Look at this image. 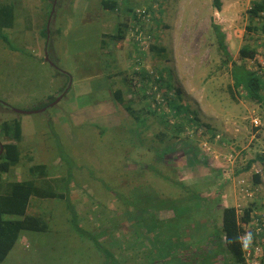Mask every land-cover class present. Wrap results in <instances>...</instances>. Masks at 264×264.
Returning a JSON list of instances; mask_svg holds the SVG:
<instances>
[{
  "label": "rangeland",
  "instance_id": "rangeland-1",
  "mask_svg": "<svg viewBox=\"0 0 264 264\" xmlns=\"http://www.w3.org/2000/svg\"><path fill=\"white\" fill-rule=\"evenodd\" d=\"M100 1L57 0L50 16L53 0H0L14 7L12 27L0 39V103L35 111L18 114L0 104V124L18 120L22 129L19 162L0 177L7 183L29 180V169L38 164L48 168L50 179L70 171V202L80 226H116L118 247L111 250L119 262L206 264L213 244L204 237L219 230L223 205L241 212L249 206L264 209L258 161L264 154V106L235 88L231 75L232 62L248 70L252 66L251 60L239 58L243 47L255 48L257 62L264 61V30L248 14L256 0H224L220 12L211 0H162L153 11V0H117L114 12L102 10ZM140 8L150 14L136 21ZM123 23L126 30L138 26L145 45L110 38ZM220 38L229 57L219 47ZM141 67L150 84L134 75ZM162 80L180 91V101L193 112L189 117L197 118L182 131L175 129L179 121L167 107ZM116 91L142 121L134 130L124 105L113 102ZM148 107L156 113H148ZM164 112L169 116L163 117ZM252 116L261 120L260 128L252 126ZM122 123L133 140L126 149ZM97 125L104 126L101 141L95 136ZM46 132L66 148L63 155ZM176 136L183 141L168 155H155V148L174 143ZM204 142L211 153L204 151ZM6 143L0 135V144ZM89 168L105 176L110 194L126 190L127 203L139 214L123 219L120 203L99 189L96 179L76 188L74 179L86 176ZM256 173L259 184L253 180ZM65 191L64 184L58 188ZM31 202L27 211L46 218L47 231L22 232L0 264H98V253L84 247L91 246L69 226L64 199ZM139 241L146 247H139ZM257 244L262 257L255 261L263 264L264 233ZM223 258L224 252L209 262L223 264Z\"/></svg>",
  "mask_w": 264,
  "mask_h": 264
},
{
  "label": "trees",
  "instance_id": "trees-1",
  "mask_svg": "<svg viewBox=\"0 0 264 264\" xmlns=\"http://www.w3.org/2000/svg\"><path fill=\"white\" fill-rule=\"evenodd\" d=\"M224 0H211V5L214 10L217 12L221 11L222 3ZM6 3L0 4V39L3 35L4 29L11 28L13 24L14 18V7L12 5L3 6ZM100 8L104 11L114 12L118 9V2L117 0H101ZM248 14L252 22L256 18H261L262 14H264V0H256L252 3L251 8L248 10ZM217 28L216 26H213ZM264 30V26H261ZM126 24H119L117 26L116 32L110 36L113 40L122 41L126 35ZM45 33V32H44ZM45 36V35H44ZM3 39L4 36H3ZM219 47L223 49L224 54L229 57L227 53V48L224 46L221 38L218 41ZM256 55L255 48L251 47H243L239 52L240 59H253ZM138 72L134 71V75L141 76L146 81L148 79V72L141 67L135 69ZM231 75L233 80V85L237 89H241L244 91L246 98L264 106V81L255 73L248 70L242 65H237L236 62H232L231 64ZM144 86V85H143ZM159 87H164L165 92L163 93V97L166 101L167 107L169 110L172 111V118L177 122L175 123V129L179 131L183 130L185 123H192L197 122V118H191L190 113V106L186 103H182L180 101V91L174 90L172 86H170L167 82L161 81L159 83ZM169 90V91H168ZM173 92V94H172ZM65 93V90L62 91ZM147 94L151 95L152 92H148ZM156 96V94L154 95ZM113 102H117L119 104L124 105V110L128 114L129 117L133 119V124L131 125L132 130L139 123H142L141 119L139 118L138 114L129 104H124V99L122 93L120 91H116L113 94ZM52 99L51 102H53ZM1 104V103H0ZM6 107L10 108L7 104ZM43 108L47 109L48 104L42 106ZM148 113L155 114L156 111L148 107ZM11 109V108H10ZM169 114L167 112L163 113V117H168ZM124 127L123 132L124 136H126L125 142V149L128 145H133V140L131 136L128 134V126L127 124L121 125ZM97 129L95 131V136L97 139L103 140V131L102 129L104 126H96ZM131 131V129H130ZM0 135L4 136L8 139V143L3 144V152L0 156V174L7 173L11 167H14L19 162V151L17 147V143L21 140L22 137V129L21 124L18 120H13L11 122H3L0 124ZM46 138L52 137L53 147L60 148V155H63V148L66 150L65 147L58 146L54 142V137L48 132L45 133ZM180 140V141H179ZM183 141V140H182ZM181 139L176 136L175 142H164V145L156 149L155 155L159 156H166L172 151L173 145L176 143L180 144ZM163 142V141H161ZM180 142V143H179ZM123 148V149H124ZM125 152V151H124ZM123 152V153H124ZM191 151H188V155ZM258 161L262 165V172L264 173V154L258 156ZM64 167H66L64 165ZM250 168V164L247 166L246 169ZM68 169V168H67ZM66 169V171H67ZM64 171V169L62 168ZM29 175L32 177L29 180L19 181V182H5L0 177V263H2L12 248L15 246L17 241L19 240L20 234L25 231H33V232H46L47 231V219H43L40 216H37L36 212L34 214L28 212V208L31 201H42L45 199L49 200H62L64 199L66 209L69 215V226L74 231L75 236L85 242L90 244V248L86 246L90 251L94 249L95 252L98 253V264H123V262H119L116 255L112 252V247H118V239L116 235V226H109L101 225L99 228L96 226H88L87 228L80 226L79 224V216L75 209L73 203L70 202V195H71V188H69V183L72 178H74L73 173L71 174L70 171L65 172V175L60 172V177L56 179H50L48 168L45 165L38 164L33 166L29 169ZM87 175L82 176L80 179H74L75 187L79 188L82 184H86L90 181L96 179V183L99 189H102L108 194L110 198L114 200V203H120L122 206L121 213L123 219L132 220L134 215H138L135 209L129 206L126 200H128L129 195L127 194L126 190H120L117 188V193L110 194V187L109 190L105 184L104 178H99L96 176L95 172L92 169H88ZM59 174V173H58ZM75 175V172H74ZM49 178V179H48ZM38 180V181H37ZM165 180L168 182L169 179L166 177ZM254 183H260V174L256 173L253 177ZM64 184V187L67 191L65 193L58 192V188ZM178 183H172L173 186H176ZM139 186V184L135 185ZM58 192V193H57ZM112 196V197H111ZM41 214H44L45 207L42 205L40 208ZM100 210V209H99ZM91 212V210H90ZM133 212V213H132ZM93 213V212H92ZM241 216H239V214ZM7 217L16 216V220H7ZM20 218V219H18ZM256 220V226L261 227V233L258 234L257 238H261V234L264 233V209L258 208L254 209L252 206L245 208L242 212L237 210L234 207H224L221 210V224L219 230L214 229L212 235H208L204 237L206 243H212L213 248L208 251L210 254L209 257H204L206 264H210L209 260L214 258V256L218 255L219 253L222 254L224 252L225 257L223 258V264H246L245 263V255L243 252L241 237L244 233L248 232L246 229H249L251 235L255 236V224H252L253 221ZM146 232V231H144ZM138 231H135V235ZM148 235L146 234V238ZM203 238V237H202ZM113 241L112 246H109V242ZM198 240V239H197ZM139 247L143 245L142 242L139 241ZM146 247V245H143ZM202 256V255H201ZM149 255H146V259L149 258Z\"/></svg>",
  "mask_w": 264,
  "mask_h": 264
},
{
  "label": "built area",
  "instance_id": "built-area-1",
  "mask_svg": "<svg viewBox=\"0 0 264 264\" xmlns=\"http://www.w3.org/2000/svg\"><path fill=\"white\" fill-rule=\"evenodd\" d=\"M153 2H154L153 8L151 11L158 10L160 6L159 4L160 2L162 3V0H153ZM149 14H150L149 11H147L145 8H140L136 10V17L138 18L136 21H140V20H144L145 18H148ZM261 16H262L261 18L259 19L257 18V20L256 19L255 20L256 22H258V24L264 26V14H262ZM129 28L130 29L126 31L127 34L125 35V39L133 41V43H135V45L138 47L145 45L144 43L146 37L144 35V32H142V30H140L138 26L132 25ZM249 60H251L250 62L252 64V66L249 67V70L255 73L256 75H258L264 81V61L257 62L255 57ZM250 122L254 128H260L262 126V122L257 116H252L250 118ZM203 148L204 151L211 153V149H210L211 147L208 146L207 142H204ZM226 159L230 161L232 159V154H230V156H226ZM256 223H257L256 220H254L252 223L255 224V230H254L255 236L251 235L250 232H246L241 237L242 247L244 246L246 248V252H245V249L243 247L245 252L244 253L245 258H247L252 264H259V262H256L255 259L257 257H262L261 248L257 244L258 242L257 236L259 233H261V227L256 226ZM263 264H264V259H263Z\"/></svg>",
  "mask_w": 264,
  "mask_h": 264
},
{
  "label": "water",
  "instance_id": "water-1",
  "mask_svg": "<svg viewBox=\"0 0 264 264\" xmlns=\"http://www.w3.org/2000/svg\"><path fill=\"white\" fill-rule=\"evenodd\" d=\"M56 2H57V0H53V3H52V10H51V13H50V16L53 14V12H54V8H55V4H56ZM49 22H50V20L48 21V23H47V31H48V26H49ZM48 36H49V32H47V38H48ZM46 59H47V57H46ZM60 98L61 97H59L53 104H52V106L54 105V104H56L59 100H60ZM2 104H5V103H3V102H1ZM11 110H13L15 113H18V114H25V115H28V114H33V113H35V111H19V110H16V109H11ZM40 111H44V109H41ZM2 152H3V147H2V145L0 144V155L2 154Z\"/></svg>",
  "mask_w": 264,
  "mask_h": 264
},
{
  "label": "crops",
  "instance_id": "crops-1",
  "mask_svg": "<svg viewBox=\"0 0 264 264\" xmlns=\"http://www.w3.org/2000/svg\"><path fill=\"white\" fill-rule=\"evenodd\" d=\"M219 12H220V11H219ZM224 207H226V205H225V206L223 205V208H224Z\"/></svg>",
  "mask_w": 264,
  "mask_h": 264
},
{
  "label": "bare ground",
  "instance_id": "bare-ground-1",
  "mask_svg": "<svg viewBox=\"0 0 264 264\" xmlns=\"http://www.w3.org/2000/svg\"><path fill=\"white\" fill-rule=\"evenodd\" d=\"M253 128V127H252Z\"/></svg>",
  "mask_w": 264,
  "mask_h": 264
}]
</instances>
